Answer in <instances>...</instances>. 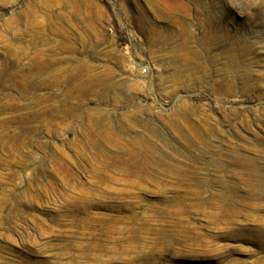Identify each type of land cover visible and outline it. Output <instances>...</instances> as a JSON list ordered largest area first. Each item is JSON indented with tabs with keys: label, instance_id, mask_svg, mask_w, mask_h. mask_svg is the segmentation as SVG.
<instances>
[{
	"label": "rangeland",
	"instance_id": "rangeland-1",
	"mask_svg": "<svg viewBox=\"0 0 264 264\" xmlns=\"http://www.w3.org/2000/svg\"><path fill=\"white\" fill-rule=\"evenodd\" d=\"M0 264H264V0H0Z\"/></svg>",
	"mask_w": 264,
	"mask_h": 264
},
{
	"label": "built area",
	"instance_id": "built-area-1",
	"mask_svg": "<svg viewBox=\"0 0 264 264\" xmlns=\"http://www.w3.org/2000/svg\"><path fill=\"white\" fill-rule=\"evenodd\" d=\"M146 72H147L146 70L143 71V73H146Z\"/></svg>",
	"mask_w": 264,
	"mask_h": 264
},
{
	"label": "bare ground",
	"instance_id": "bare-ground-1",
	"mask_svg": "<svg viewBox=\"0 0 264 264\" xmlns=\"http://www.w3.org/2000/svg\"><path fill=\"white\" fill-rule=\"evenodd\" d=\"M76 12V11H75ZM77 17V16H76ZM63 18V17H62Z\"/></svg>",
	"mask_w": 264,
	"mask_h": 264
}]
</instances>
